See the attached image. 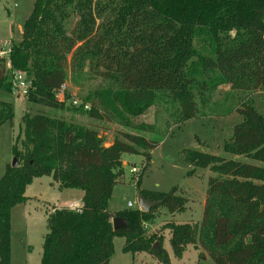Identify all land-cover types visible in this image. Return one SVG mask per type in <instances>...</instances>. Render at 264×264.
I'll return each instance as SVG.
<instances>
[{"label": "trees", "instance_id": "trees-1", "mask_svg": "<svg viewBox=\"0 0 264 264\" xmlns=\"http://www.w3.org/2000/svg\"><path fill=\"white\" fill-rule=\"evenodd\" d=\"M197 39L210 51L200 56L203 73L217 72L232 89L264 91V0H34L20 40L8 47L9 68L0 57V88L12 93L11 72L23 71L28 101L64 109L65 97L57 98L56 90L87 65L117 86L115 101L92 102L88 116L127 119L165 93L177 101L181 122L200 115L209 93L207 81L187 71ZM235 110L241 120L224 154L182 151L189 175L206 168L213 175L199 222L162 225L176 257L199 244L215 264H264V117L251 101ZM12 114V104L1 102L0 125ZM22 135L21 149H12L17 165H6L0 177V264H10V210L26 201L27 185L39 176H50L60 190L82 192L78 208L47 214L40 264H111L115 237L123 238L126 253L146 252L170 264L161 234L146 231L145 223L161 207L169 214L184 211L186 192L140 190L143 199L157 202L148 211L108 210L123 174L122 155L141 154L143 171L158 139L119 130L105 145L96 128L47 113L23 115ZM116 216L123 227L113 228Z\"/></svg>", "mask_w": 264, "mask_h": 264}, {"label": "rangeland", "instance_id": "rangeland-1", "mask_svg": "<svg viewBox=\"0 0 264 264\" xmlns=\"http://www.w3.org/2000/svg\"><path fill=\"white\" fill-rule=\"evenodd\" d=\"M34 0H0V57L8 60V47L21 38L24 21L29 16ZM76 17L68 19L69 27ZM196 56L188 63V74L206 80L209 85L207 99L201 106L200 115L185 121H178V103L164 95L143 113L127 119L106 117L96 119L88 116L92 102H114L117 86L113 82H103L84 65L79 71L69 74L65 80V91L57 98L65 97L64 109H51L26 96L6 92L0 88V103L12 104L13 114L0 125V177L5 166L11 165L12 149L22 147V116L47 113L63 117L78 126H90L104 137L109 145L119 130L158 139L159 143L150 151V161L142 171L144 158L141 154H123V174L113 186L108 210L115 212L127 208V202L136 208L140 190L167 192L173 187L188 194L189 200L182 212L169 214L163 207L155 217L145 223L146 231H158L162 236V246L167 251L170 264H215L201 249L199 244L188 245L181 256L176 257L169 245V233L162 225L169 220L176 223L199 222L202 218L206 181L213 173L209 169H198L189 175L192 166L185 160L182 151L195 148L212 154H224L223 144L230 137L232 127L241 120L235 108L240 102L251 101L255 109L264 117V91H240L221 81L217 72L201 71L200 56L210 51L200 39L194 42ZM23 72V71H22ZM25 73V72H24ZM26 74V73H25ZM103 99V100H102ZM77 101L74 104L73 101ZM81 104H88L83 109ZM102 112V111H101ZM106 116V115H105ZM18 162V161H17ZM131 166L137 167L132 173ZM137 177L140 179L137 182ZM51 178L41 176L27 186L25 202L14 205L10 210L9 260L10 264H40L43 237L46 233L47 214L57 207L77 208L73 202L62 206V201L79 195L73 189L59 190L50 183ZM36 197V198H33ZM75 198V196H74ZM66 199V200H67ZM67 204V203H66ZM123 238H114V254L111 264H162L146 252L126 253L122 251ZM202 252L205 256L200 257Z\"/></svg>", "mask_w": 264, "mask_h": 264}, {"label": "built area", "instance_id": "built-area-1", "mask_svg": "<svg viewBox=\"0 0 264 264\" xmlns=\"http://www.w3.org/2000/svg\"><path fill=\"white\" fill-rule=\"evenodd\" d=\"M7 67H10V63L7 64ZM30 87V82L27 79V76L24 72L15 70L11 72V91L12 93H16L20 96H26ZM65 91V82L60 85V87L56 90L57 95H63ZM74 104L78 102L75 100L73 101ZM78 105H82L83 109H88V104L79 103ZM130 171L132 173L137 171V167L131 166ZM76 207V206H75ZM78 208V207H77ZM127 208H132V203L130 201L127 202ZM75 209V208H72Z\"/></svg>", "mask_w": 264, "mask_h": 264}, {"label": "water", "instance_id": "water-1", "mask_svg": "<svg viewBox=\"0 0 264 264\" xmlns=\"http://www.w3.org/2000/svg\"><path fill=\"white\" fill-rule=\"evenodd\" d=\"M16 165H17V160L14 157L12 159L11 166L15 167ZM156 203H157L156 201H150V200L143 199L140 193L137 195L136 205H137V208L140 209L141 211H148ZM112 225H113V228L123 227L125 225V220L121 217H117V216L113 217ZM154 245L157 246V243H155Z\"/></svg>", "mask_w": 264, "mask_h": 264}, {"label": "crops", "instance_id": "crops-1", "mask_svg": "<svg viewBox=\"0 0 264 264\" xmlns=\"http://www.w3.org/2000/svg\"><path fill=\"white\" fill-rule=\"evenodd\" d=\"M123 163H125V161H123L122 160V165H123ZM41 176H39V177H35L32 181H31V183L35 180V179H38V178H40ZM49 178H51L50 176H48ZM30 183V184H31ZM50 183H53L56 187H57V189H59L58 188V185H57V183L56 182H54L53 180H52V178H51V182ZM29 184V185H30ZM28 186V185H27ZM26 190H27V187H26V189H25V192H24V194H25V196H26V201L28 200V199H30V196H28V195H26ZM60 190V189H59ZM74 190V189H73ZM74 196H75V198H74ZM81 196H82V192H80V194L79 195H73V197L72 198H70V199H65V200H63L62 201V206H64V205H67L68 206V203H70V202H73L75 205H76V207H79L80 205H81ZM33 198H36V197H33ZM67 203V204H66ZM57 208H58V206H57ZM116 238V237H115ZM113 245H114V239H113ZM114 254V253H113ZM113 256V255H112ZM112 256H111V258H112ZM111 258H110V260H111Z\"/></svg>", "mask_w": 264, "mask_h": 264}]
</instances>
